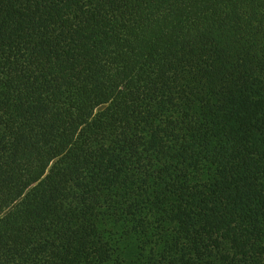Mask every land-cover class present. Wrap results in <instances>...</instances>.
<instances>
[{
	"label": "trees",
	"instance_id": "16d2710c",
	"mask_svg": "<svg viewBox=\"0 0 264 264\" xmlns=\"http://www.w3.org/2000/svg\"><path fill=\"white\" fill-rule=\"evenodd\" d=\"M0 264H264V0H0Z\"/></svg>",
	"mask_w": 264,
	"mask_h": 264
}]
</instances>
